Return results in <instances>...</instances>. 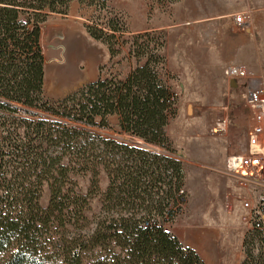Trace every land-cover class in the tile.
Instances as JSON below:
<instances>
[{
    "label": "trees",
    "instance_id": "1",
    "mask_svg": "<svg viewBox=\"0 0 264 264\" xmlns=\"http://www.w3.org/2000/svg\"><path fill=\"white\" fill-rule=\"evenodd\" d=\"M19 1L0 0V264H206L165 226L181 197L179 161L26 116L34 109L101 128L117 116L123 133L168 147L165 111L174 114L175 100L158 73L147 63L139 80H99L57 103L45 101L42 25L67 14L72 0ZM80 178L89 181L86 192ZM253 241H244L242 264H264Z\"/></svg>",
    "mask_w": 264,
    "mask_h": 264
},
{
    "label": "rangeland",
    "instance_id": "2",
    "mask_svg": "<svg viewBox=\"0 0 264 264\" xmlns=\"http://www.w3.org/2000/svg\"><path fill=\"white\" fill-rule=\"evenodd\" d=\"M178 1L72 0L67 14L50 15L57 19L48 22V18L42 25L41 36V49L47 66L43 98L52 104L93 84L75 86L85 72L72 71L58 55L63 51L55 49V46L64 42V36L52 25L56 21L82 27L91 37L93 30L102 36L98 40L92 38L107 46L111 58L100 66L98 81L119 84L130 78L139 80L140 71L150 63L169 96L177 94L171 107L174 114L169 109L165 111L169 114L165 127L168 147L147 144L141 138L123 133L117 116L109 118V128L81 125L34 109H30L31 115L26 116L80 127L103 138L179 161L184 172L181 189L185 195L178 199V206L172 204L169 208L175 218L165 221L166 228L184 247L195 250L204 261L213 257L234 259L242 252V264L246 256V229L240 221L243 209L237 200L255 202L264 188L259 187L255 191L241 189L236 179L225 171L230 155L247 153L253 124L252 113L244 99L246 82L233 88L225 70L229 65H244L249 69L250 78L259 79L264 85V0H194L198 11L202 7L218 6L231 14L225 23H221L225 36L223 33L218 35L208 31L205 35L203 31H197L186 35L182 46L177 45V35L171 34V28L170 32L168 28L154 30L158 25L169 27L174 24L173 13ZM243 12L252 15L251 27L246 31L240 30L234 19L235 15ZM29 13L26 10L21 20L27 22ZM130 14L131 21L136 22L139 29L147 27L148 30L131 34ZM169 33L172 41L168 45L166 35ZM181 49L187 54L184 59L183 55L177 54ZM180 59L187 62L181 65ZM60 87L65 90L61 91ZM225 119H228L226 129L214 133L217 123ZM262 175L264 179V172ZM100 180L102 190H106L109 184L107 176L102 175ZM79 181L86 192L88 179L80 178ZM232 192L237 206L234 212L229 213L226 201ZM49 200L50 192L45 188L42 205L46 207ZM97 205L94 204L95 209ZM240 232L243 234L242 251L237 234ZM219 264H222L220 260Z\"/></svg>",
    "mask_w": 264,
    "mask_h": 264
},
{
    "label": "built area",
    "instance_id": "3",
    "mask_svg": "<svg viewBox=\"0 0 264 264\" xmlns=\"http://www.w3.org/2000/svg\"><path fill=\"white\" fill-rule=\"evenodd\" d=\"M235 23L242 31L249 30L252 24L250 12H243L235 15ZM226 78L231 82L235 81L238 86L243 82L245 85V101L249 107L253 124L249 133L248 148L245 154L230 155L225 164V171L229 176L236 179L237 184L244 190H256L264 188V85L256 78H250L249 69L244 65H229L225 70ZM177 94H171L174 101ZM228 119L220 121L214 127V133L226 129ZM180 196L185 195L182 189ZM234 192L229 193L226 201V208L229 213L236 210V199H233ZM248 195L244 197L247 198ZM243 209L240 221L246 229L245 240L254 239L255 252L264 250V192L256 196L255 202L249 200H237Z\"/></svg>",
    "mask_w": 264,
    "mask_h": 264
},
{
    "label": "crops",
    "instance_id": "4",
    "mask_svg": "<svg viewBox=\"0 0 264 264\" xmlns=\"http://www.w3.org/2000/svg\"><path fill=\"white\" fill-rule=\"evenodd\" d=\"M193 1L194 0H179L178 3L175 4L176 9L173 13L175 16L173 22L174 24L169 27L158 25L154 28V30H166L168 28L167 30L170 32L169 28H171V34L173 36L177 35L175 37V41L179 46H182V43L184 42L183 39L186 35L194 34L197 31H203L205 35L208 33V31L214 32V34L216 33L218 35L223 33L222 36H225V30L223 29L221 23H225V21H227L226 19H228L231 13L218 6H211L209 8L202 7L198 11ZM131 17L132 16L130 14L131 34H133L132 32L138 33L139 31L148 30L147 27H143L144 29H139L137 23H134L133 20L131 21ZM54 19H57L55 15L50 17L48 22H51V20L53 21ZM52 25L56 26L58 29L57 31H59L64 36V42H58L55 46V49H61V51H63L58 54L61 57V60H64V63H66L72 71L85 72L82 74V76L80 75V81L77 82L75 86L77 85L76 87H83L84 85L86 86L88 84L97 82L100 77V66L105 65L111 58L107 46L100 41L94 40L82 27L79 28L70 26V24L57 21ZM171 34L169 33L166 35V41L168 45L172 41ZM177 54L179 56L183 55V59L184 56L187 55L183 49H181L180 52L177 51ZM192 54H195V52ZM57 59L58 58L55 60L57 61ZM183 59L178 61L181 63V65L187 62V60ZM46 80L47 66L45 60V84ZM61 89V91L65 90L64 87ZM243 227L241 226V228ZM237 234L239 236V246L241 248L240 251H242L243 234H241V232ZM212 241L214 242V237H212ZM213 252L216 251L214 250ZM219 260L222 264H241L243 260V254L240 252V254H238L234 259L226 258L225 260ZM219 260L218 258L213 257L209 260H205V262L206 264H219Z\"/></svg>",
    "mask_w": 264,
    "mask_h": 264
},
{
    "label": "water",
    "instance_id": "5",
    "mask_svg": "<svg viewBox=\"0 0 264 264\" xmlns=\"http://www.w3.org/2000/svg\"><path fill=\"white\" fill-rule=\"evenodd\" d=\"M230 85L233 87V88H236L238 86V84L235 82V81H231L230 82Z\"/></svg>",
    "mask_w": 264,
    "mask_h": 264
}]
</instances>
